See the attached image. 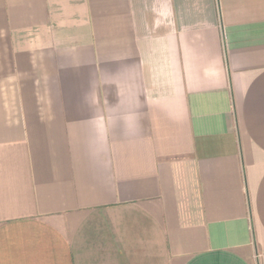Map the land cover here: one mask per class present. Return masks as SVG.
<instances>
[{
  "label": "crops",
  "instance_id": "0c3cea01",
  "mask_svg": "<svg viewBox=\"0 0 264 264\" xmlns=\"http://www.w3.org/2000/svg\"><path fill=\"white\" fill-rule=\"evenodd\" d=\"M0 264H264V0H0Z\"/></svg>",
  "mask_w": 264,
  "mask_h": 264
}]
</instances>
